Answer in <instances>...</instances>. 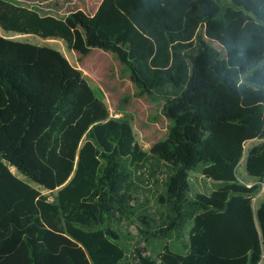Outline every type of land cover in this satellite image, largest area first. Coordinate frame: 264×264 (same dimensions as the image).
<instances>
[{"label":"trees","instance_id":"1","mask_svg":"<svg viewBox=\"0 0 264 264\" xmlns=\"http://www.w3.org/2000/svg\"><path fill=\"white\" fill-rule=\"evenodd\" d=\"M0 28L112 52L172 122L147 152L63 53L0 36V264H264V202L255 212L259 187L238 177L246 156L264 182V0H103L64 18L0 0ZM146 171L162 179L161 224L137 198ZM191 173L215 189L193 195ZM137 207L185 250L127 262L110 222Z\"/></svg>","mask_w":264,"mask_h":264},{"label":"rangeland","instance_id":"2","mask_svg":"<svg viewBox=\"0 0 264 264\" xmlns=\"http://www.w3.org/2000/svg\"><path fill=\"white\" fill-rule=\"evenodd\" d=\"M20 6L34 8L42 14H50L58 18H64L66 11L72 8H80L88 15H92L101 0H41V4H32L25 0H11ZM56 3L58 7H63L61 11L54 8L48 9L49 3ZM0 36L13 40L29 42L34 45L50 47L60 51L65 55L69 62L75 66H81V70L89 80L91 87L96 95L104 101L110 111V117L116 119L129 120L134 128L137 140L145 151L149 152L158 142L163 141L172 127L163 113L164 102L154 100L146 93L142 92L134 83L128 69L121 64L118 57L112 52H103L91 50L86 55L76 51L69 50L67 45L61 40H44L33 35H18L15 33H6L0 28ZM261 140H255L246 144V151L253 146L261 143ZM0 158V162H1ZM20 179L34 186L27 177L12 169ZM238 177L240 181L248 187L257 185L258 193L253 198L255 212L264 202V182L251 179L246 171V156L238 168ZM190 182L192 185V194L208 193L215 189L212 181L204 179L201 175L191 173ZM137 198L148 209L149 214L163 222L160 213L165 211L160 203V197L164 191L162 179L153 171L141 173L140 180L135 179ZM45 195L55 199V194L43 191ZM142 208H136V215L131 221L121 226H116L110 222L113 229L117 230L120 235L119 245L126 253V261L138 263V256L145 251L148 256L156 257L165 247L174 250H185L183 240L173 233L169 237H156L154 232H147L140 221ZM97 229L100 227H96ZM146 232V233H145ZM263 264V263H262Z\"/></svg>","mask_w":264,"mask_h":264},{"label":"crops","instance_id":"3","mask_svg":"<svg viewBox=\"0 0 264 264\" xmlns=\"http://www.w3.org/2000/svg\"><path fill=\"white\" fill-rule=\"evenodd\" d=\"M102 1H103V0L100 1L99 6L101 5ZM99 6L97 7L96 11L98 10ZM96 11H95L92 15H94V14L96 13ZM92 50H99V49H92ZM90 51H91V50H90ZM99 51H102V50H99ZM103 52H105V51H103ZM118 60H119V59H118ZM74 67H75V66H74ZM76 68H78L79 70H80V69L83 70V68H82L81 66H78V67H76ZM88 81H89V80H88ZM89 83H90V82H89Z\"/></svg>","mask_w":264,"mask_h":264},{"label":"built area","instance_id":"4","mask_svg":"<svg viewBox=\"0 0 264 264\" xmlns=\"http://www.w3.org/2000/svg\"><path fill=\"white\" fill-rule=\"evenodd\" d=\"M51 200H52V198H51Z\"/></svg>","mask_w":264,"mask_h":264}]
</instances>
